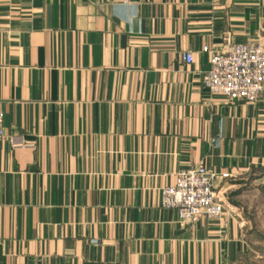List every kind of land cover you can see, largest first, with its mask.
<instances>
[{"label": "crops", "instance_id": "crops-1", "mask_svg": "<svg viewBox=\"0 0 264 264\" xmlns=\"http://www.w3.org/2000/svg\"><path fill=\"white\" fill-rule=\"evenodd\" d=\"M248 43L264 48V0H0L4 134L31 147L0 140V264H248L264 93L201 85L204 48ZM194 167L217 177L219 220L159 205Z\"/></svg>", "mask_w": 264, "mask_h": 264}, {"label": "built area", "instance_id": "built-area-1", "mask_svg": "<svg viewBox=\"0 0 264 264\" xmlns=\"http://www.w3.org/2000/svg\"><path fill=\"white\" fill-rule=\"evenodd\" d=\"M209 68L201 75V85L209 95L228 102L253 104L264 93V48L259 43L232 45L224 51H209ZM186 64L192 63L189 54L183 56ZM5 139L11 150L31 148L19 134L6 136L3 114L0 113V140ZM216 176L201 167L180 170L175 183L160 191V207L176 211L181 224L198 219L219 220L223 207L216 197ZM227 179V175L221 176Z\"/></svg>", "mask_w": 264, "mask_h": 264}, {"label": "rangeland", "instance_id": "rangeland-1", "mask_svg": "<svg viewBox=\"0 0 264 264\" xmlns=\"http://www.w3.org/2000/svg\"><path fill=\"white\" fill-rule=\"evenodd\" d=\"M264 221V218H263ZM262 237L264 236V230L262 232H259ZM258 238V237H254ZM258 248L252 249L251 252H249L243 262H247L248 264H264V246H257ZM262 247V248H261Z\"/></svg>", "mask_w": 264, "mask_h": 264}]
</instances>
